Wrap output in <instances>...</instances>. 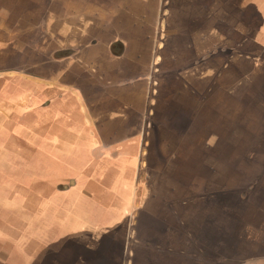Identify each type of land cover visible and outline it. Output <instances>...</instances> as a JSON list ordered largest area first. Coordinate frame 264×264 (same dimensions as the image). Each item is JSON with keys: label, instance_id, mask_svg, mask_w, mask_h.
<instances>
[{"label": "crops", "instance_id": "0c3cea01", "mask_svg": "<svg viewBox=\"0 0 264 264\" xmlns=\"http://www.w3.org/2000/svg\"><path fill=\"white\" fill-rule=\"evenodd\" d=\"M251 41H264V0H0L2 185L25 183L17 174L28 162L38 169L77 165L80 200L94 202L91 213L67 205L77 181L53 187L32 180L31 193L13 198H25L21 210L11 209L15 218H38L17 220L14 246L0 225V264H102L105 258L121 264L115 236L126 202L101 192L103 180H120L119 191L145 180L148 251L136 264L236 263L233 254L243 245L234 246L233 235L252 241L264 225V207L254 203L258 181L245 185L231 165L235 152L240 168L261 157L262 172L250 178H264V128L260 139L249 128L259 116L264 122V102L249 107L237 93L247 85V70L232 66L233 58L247 63ZM174 72L179 78L170 81ZM262 87L264 80L256 86ZM51 111L53 118L28 127ZM72 128H80L94 161L83 168L79 151L69 161L42 159L50 138ZM26 131L33 133L31 155L24 154ZM63 146L68 141L56 140V149ZM6 192L0 200L12 202ZM233 196L249 198L247 209L232 205ZM114 214H120L115 222ZM134 234L131 257L143 247Z\"/></svg>", "mask_w": 264, "mask_h": 264}, {"label": "rangeland", "instance_id": "374dc122", "mask_svg": "<svg viewBox=\"0 0 264 264\" xmlns=\"http://www.w3.org/2000/svg\"><path fill=\"white\" fill-rule=\"evenodd\" d=\"M244 49L247 52V63L245 64L239 61L240 58L239 59L233 58V62H232V66H236L238 68L242 67L243 70H247V73H248L247 78L249 79L247 82V85L243 84V89H239L237 93H243V95L248 98L249 107L252 104L254 106H256V104H258V106H261L264 102V100L262 99L264 98V88L262 87V89L259 90L258 88H256V86L259 85L260 80H264V71L262 72V70H264V41L262 42L260 41L252 42L251 41L249 42L248 47ZM172 58H175V56H170L169 59H172ZM185 61L186 60H180L181 63ZM202 62L203 60H201L200 63ZM181 63L179 64L181 65ZM9 65H12L14 68H16L15 66L17 64L15 65V62H14ZM219 65H221L220 62H219ZM14 68H10L9 70H13ZM258 71H261V77L259 79H258V74H257ZM175 73L176 72L169 73L170 81H176L177 77L179 78V75ZM196 76H199V73H197ZM156 80L159 82L158 88H155L159 92V96L157 97L158 99L162 96L161 94L162 78L160 79L159 74ZM253 81H259V83H255ZM254 85L256 86L253 89ZM258 90L261 91L260 95L257 92ZM259 96H262V98ZM11 105H9V110L13 107V105L12 106ZM248 112L251 113L250 109H248ZM43 116L45 117H39V119H37L35 122H31L28 127L33 128L34 125H37L36 123H38V121H40V123L42 124L44 121H47L48 119L53 118L55 114H54V111H51V112H47L46 115H43ZM260 118L261 116H259V120H257V122H255L254 124H250V127H249L250 130L253 131V133L258 131V137H259L260 130L264 128V122H262ZM57 122L59 124L64 123V120H57ZM79 129L80 128L78 129L72 128L71 134L64 135L62 137H57V138H50L47 145L42 147V151L40 154L41 158L44 159L45 157L48 158L49 156H51L53 160H55L59 156H65L66 157L65 160L69 161V160L74 159L72 154L75 153L76 151H79L78 153L80 155L79 157L80 165L82 164L81 166L83 168L87 167L86 166L87 164L92 163L94 161L93 160L94 157L91 152L88 153L87 150L90 149V146H87L84 141V138L80 137L81 134L78 132ZM26 132L27 134L25 135V138L23 140L24 143L27 144V145L26 144L24 145L26 147V151L24 154L31 155V152H29V150L32 151V148L35 149V147L30 146V145H33V142L30 140L31 138H28V134L29 136L30 135L33 136V133H31V131L30 132L26 131ZM59 135H62V134H59ZM58 139L62 140V142L63 140L68 141V146L67 147L63 146L61 149H56L54 146L56 145V140ZM78 143H82V144L78 145ZM64 144L66 145V143ZM80 147H83V149L80 150L79 149ZM76 148H78L79 150H75ZM55 150H58V151H55ZM4 159H7V160L9 159L10 161H12L13 158L11 157V153L4 154ZM261 160H262L261 157H258V159L253 161L252 167L248 165V163H243V167L240 168L239 167V164L241 162L240 153L235 152L231 158V161H232L231 165L233 166V169L243 174V176L245 177L246 179L245 185L249 183L248 186H250L252 184H255L256 181H258L257 186H255L256 187L255 191L253 192V194H257L258 196L257 197L258 199L257 198L254 199V203L256 204L255 206H258V207L259 206L264 207V203H263L264 202V178H262L261 180H258V179L251 180L250 176H252V174L258 175L260 172H262ZM82 167H80L79 169H83ZM70 168L72 169H68L63 165L60 168L58 167L46 168L42 165V167L38 169L37 167H34V164L32 162H28V166H25V168L21 169V167H19V169L21 170H20V173L17 174V176L21 177V180L25 181V183H19V180L17 182L14 181L15 185L14 187H12V185L11 186L2 185V180H0V196L2 193H7L6 191H8V195H10L9 197L10 199H12V202L0 200V225H2L6 231L8 230L7 239L11 244L10 246L13 245L12 243H15L16 237L18 235L17 234V224H18L17 220L21 221L24 217H26L30 219L31 221H33L35 218H38V216L34 213H28L25 216L19 213L18 217L15 218L12 215V209H11V208H18V210H21L22 204L24 203L25 198L18 196L14 202H13V198H15V196L18 194L25 193L26 195L28 193H31L32 188H33L32 180H40L41 184L47 183L49 185H52L53 187L57 186V184L59 183H65V182L70 183L72 180L77 181L78 183L77 189H75V191H73L74 188L70 189L72 191L71 193L72 196L70 197L72 201L70 204H67V205L69 206L72 205L71 207H80L81 210H85L91 213L94 202L84 201V203L82 204V201L80 200V196L84 194V189H83L84 181L81 180V176L79 172L80 170H78L77 165L70 167ZM27 180H31V181L26 182ZM103 181L104 183L102 182V185L100 184L99 186L101 187V190H100L101 192L105 191L106 194L115 193L119 196L121 194L123 195L121 197L125 198L124 202H126V206L123 209L124 214L126 215H124V220L122 221L123 223L120 226V232H119L120 234L115 232L116 233L115 238H117L118 240H121V247L119 250L117 248L115 249V252H116L115 256L116 258L119 257L121 264H126L128 263V261H132L133 264H136L137 262L136 260L139 258L143 259L145 251H148V249L145 250L144 248L145 232L142 227V223L145 224L146 222V217H145V221L143 219V214L145 212L144 211V201H145L146 188H147L145 180H135V181L133 180L131 183L132 188L131 187L128 188L127 186H124V189L120 191H119V187H120L119 181L120 180H115L114 185L112 184V180H103ZM102 186H104V188ZM61 189H64V187L58 188V190H61ZM42 191H43V186H42L40 193H42ZM42 195H45V193ZM236 198H239V199L235 200ZM231 199L232 200L230 201V203H232V205H237L236 207L237 209H242V210L247 209L246 202L248 201L249 198L247 199V198H242L238 196H235V197L233 196ZM40 203H41L42 210L43 209L47 210L49 208L48 201L42 200ZM170 203L175 204V201L172 200L170 201ZM25 207H28L27 203ZM115 210L120 212V209L119 210L115 209ZM105 214L108 215L106 211H105ZM118 216H120V214L118 215L114 214L113 216H110V218H112V221L114 220L113 222H115L118 219L117 218ZM40 217L45 220L48 219L47 214H42ZM54 221L56 220L52 216H50L51 224H54ZM112 221H109V222L111 223ZM235 229H236V226H235ZM134 231L137 233V236L140 237V240L142 241L141 245L143 247H141V249H136L134 252H136L137 255L136 256L134 255L133 257H131V255H129V252L131 251L129 247L130 245L129 243L131 242V238L135 236ZM232 241H233L232 243H234L233 244L234 246H239V244L243 245V248L241 249L240 252L237 251V254H233V256L235 257L237 256L235 258L236 263L234 264H264V225H262L261 230H259L257 236H255L252 239V241L245 237V233H244V238H240L238 233L234 234L232 237ZM222 250L224 252L226 251L225 248H223ZM10 251H12V249H10ZM13 253L14 255H16V250ZM227 253L232 254L231 252H227ZM102 264H111V262L109 261V259L105 258ZM217 264H220V263H217Z\"/></svg>", "mask_w": 264, "mask_h": 264}]
</instances>
